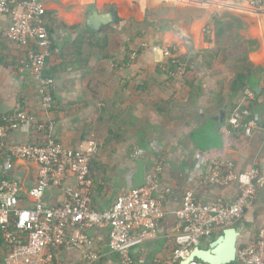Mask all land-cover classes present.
<instances>
[{"label": "crops", "instance_id": "crops-1", "mask_svg": "<svg viewBox=\"0 0 264 264\" xmlns=\"http://www.w3.org/2000/svg\"><path fill=\"white\" fill-rule=\"evenodd\" d=\"M43 4L53 40L45 75L53 81L54 107L49 112L42 108L37 85L21 64L22 49L8 39L10 20L0 18V122L6 124L21 112L34 118L29 126L9 130L0 139V149L2 143L56 140L69 149L84 150L94 142L90 179L93 204L99 210L137 187L140 162L146 178L160 166L159 196L166 216L157 238L133 250L132 257L135 264H162L176 247L181 227L175 213L186 194L194 192L199 202L209 203L217 199V189L227 190L203 181L214 162L231 160L239 171H264V5L253 8L245 0ZM164 48L175 49V55L189 63L182 79L174 80L162 70L167 64L160 53ZM136 52L139 59L132 61ZM239 106L247 112L246 120L257 123L250 136L243 125L230 124ZM2 162L3 157L0 177ZM11 176L21 183V206L33 208L29 191L37 182L38 165L17 161ZM229 189L219 196L227 204L237 195L235 187ZM44 201L48 207L63 203V189H48ZM263 226L264 200L259 193L236 228L242 243L248 244ZM87 233L101 255L96 264H120L109 252L107 230ZM55 254L66 264H82L73 249L61 248ZM0 264H5L3 257Z\"/></svg>", "mask_w": 264, "mask_h": 264}, {"label": "built area", "instance_id": "built-area-1", "mask_svg": "<svg viewBox=\"0 0 264 264\" xmlns=\"http://www.w3.org/2000/svg\"><path fill=\"white\" fill-rule=\"evenodd\" d=\"M245 1L257 9L264 5V0ZM47 13L43 0H0V18L10 20L8 39L22 49L23 69L31 74L42 108L49 112L54 107L53 81L45 75V70L53 40L47 28ZM163 57L167 64L162 70L169 77L180 80L187 75L189 63L178 58L175 49L164 48ZM135 59V56L131 58ZM246 115L247 112L237 107L230 124L235 128L243 125L250 136L257 123L246 120ZM33 122L34 118L26 112L11 117L6 124L0 122V139H5L9 130ZM2 148L0 258H4L5 264H66L55 254L61 248L77 251L82 264H96L101 255L87 233L92 229L109 232V252L119 258L120 264H135L133 250L157 238L158 225L166 216L164 198L159 196L160 166L148 174L145 186L120 194L109 208L99 210L93 204L90 179V164L96 153L94 142L84 150L69 149L56 140L43 144L2 143ZM17 161L38 165L37 182L29 191L33 208L21 206V183L11 176ZM203 181L221 189L235 187L236 199L227 204L219 197L202 204L194 192H188L175 213L181 227L175 238L176 247L162 264H182L194 247L213 240L225 229L236 228L253 208L259 193L264 200V171L256 167L239 171L231 160L216 161ZM50 188L63 189V203L46 206L44 198ZM71 231L77 233L73 235ZM237 263L264 264V226L255 240L241 247Z\"/></svg>", "mask_w": 264, "mask_h": 264}, {"label": "water", "instance_id": "water-1", "mask_svg": "<svg viewBox=\"0 0 264 264\" xmlns=\"http://www.w3.org/2000/svg\"><path fill=\"white\" fill-rule=\"evenodd\" d=\"M160 53L163 58V51L161 50ZM135 183L137 187L146 185V171L143 162L138 164ZM231 191V189L225 191L217 189L215 195L219 198V196ZM202 204H207V202ZM244 244L242 243V235L237 228L225 229L207 247H194L182 264H190L194 261L201 264H238V253Z\"/></svg>", "mask_w": 264, "mask_h": 264}, {"label": "trees", "instance_id": "trees-1", "mask_svg": "<svg viewBox=\"0 0 264 264\" xmlns=\"http://www.w3.org/2000/svg\"><path fill=\"white\" fill-rule=\"evenodd\" d=\"M136 58H137V59H135V60L137 61V60L139 59V55H138V54H137ZM189 67H190V65H189ZM1 157H4V154H3V150H2V149H0V158H1ZM220 234H221V233H220ZM220 234H219V235H220ZM216 238H217V236H215V237L213 238V240H215Z\"/></svg>", "mask_w": 264, "mask_h": 264}, {"label": "rangeland", "instance_id": "rangeland-1", "mask_svg": "<svg viewBox=\"0 0 264 264\" xmlns=\"http://www.w3.org/2000/svg\"><path fill=\"white\" fill-rule=\"evenodd\" d=\"M137 45H138V43H137ZM137 53V52H136ZM138 54V53H137ZM137 56V55H136ZM136 56H135V58H136ZM140 56V55H139ZM137 59V58H136ZM132 61H135V60H132ZM213 241V240H212Z\"/></svg>", "mask_w": 264, "mask_h": 264}]
</instances>
